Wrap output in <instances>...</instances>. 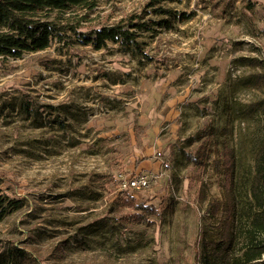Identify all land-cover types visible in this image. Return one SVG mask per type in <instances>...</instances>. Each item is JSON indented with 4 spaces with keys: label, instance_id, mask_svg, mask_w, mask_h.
Masks as SVG:
<instances>
[{
    "label": "rangeland",
    "instance_id": "374dc122",
    "mask_svg": "<svg viewBox=\"0 0 264 264\" xmlns=\"http://www.w3.org/2000/svg\"><path fill=\"white\" fill-rule=\"evenodd\" d=\"M145 2L103 1L92 23L139 13ZM161 4L193 16L152 39L140 36L151 61L139 62L113 42L98 51L59 50L53 42L41 53L0 59V190L25 200L0 221L4 263L22 261L7 253L12 243L26 247L31 264H201L195 242L201 247L221 237L228 214L221 166L212 160L227 142L237 177L246 181L264 132L259 111H245L263 92L244 80L264 60V0ZM29 99L35 107L79 102L87 120L79 113L68 118L64 132L58 123L37 127L39 117L30 123L19 111ZM209 126L211 156L205 166L194 165L186 155L200 143L187 138ZM47 138L36 155L17 151L28 148L23 141ZM140 157L143 168L146 159L157 160L159 177L145 189H120L117 173H132ZM212 197L224 202L213 216L205 209ZM235 239L238 253L244 239Z\"/></svg>",
    "mask_w": 264,
    "mask_h": 264
},
{
    "label": "trees",
    "instance_id": "16d2710c",
    "mask_svg": "<svg viewBox=\"0 0 264 264\" xmlns=\"http://www.w3.org/2000/svg\"><path fill=\"white\" fill-rule=\"evenodd\" d=\"M103 1L106 0H0V59L13 60L22 57L23 54L41 53L50 48L53 42H56L54 47L59 50L69 49L75 45H89L95 51L106 48L107 42H113L117 43L123 52L136 56L139 62L142 57L148 62L152 58L144 52L146 42L139 40L140 36L152 39L161 30L171 28L175 20L182 23L193 16L192 13L185 12L175 14L171 8L161 4L166 0H147L139 13H129L111 22L107 15L94 24L92 22L95 18L91 15L96 14L98 6ZM82 23L85 26H82ZM259 63L261 70L247 75L244 80L245 83L261 90L263 95L246 106L245 111L249 114L259 111L264 129V60H260ZM105 74L107 76V73ZM116 102L120 103L118 100ZM31 103L30 99L22 101L18 103L20 105L18 109L30 123L39 117L36 122L38 124L35 125L37 127L44 128L58 123L57 130L61 129L64 132L68 118L78 120L75 117L79 113L84 121L87 120V109L85 108L84 112V106L79 102L71 100L57 105L43 103L37 107ZM113 103L109 102L111 108ZM213 139V126L201 131L196 137L191 135L187 138L189 143H194V140L200 143L193 155L190 153L186 155L194 165L207 164L211 156ZM49 140L47 138L23 141L20 144L26 145L29 149L19 148L17 151H22L28 157L36 155L34 148L48 146ZM73 143L77 141H72L71 145ZM218 150V156L213 158L212 164L214 167L221 166L219 168L223 175L227 220L219 239H209L201 247L195 242L194 255L201 264H264V132L262 141L253 153L252 173L244 182L240 175L237 177V160L233 146L223 141ZM45 151L49 152V149ZM143 159V157L135 159V165ZM223 203L217 197H212L204 207L213 216ZM146 205L138 204L137 208L145 209ZM24 206V198L10 197L0 190V221L4 215L18 211ZM132 214L139 217L136 212ZM236 236L244 239L238 253L234 252ZM7 247V253L15 252L14 257L18 261L22 260L20 264L34 262L26 247H16L12 243H8ZM0 264L9 262L4 263L0 255Z\"/></svg>",
    "mask_w": 264,
    "mask_h": 264
},
{
    "label": "built area",
    "instance_id": "2783aa9c",
    "mask_svg": "<svg viewBox=\"0 0 264 264\" xmlns=\"http://www.w3.org/2000/svg\"><path fill=\"white\" fill-rule=\"evenodd\" d=\"M232 75L235 74L236 70L231 68ZM118 177V186L122 190L126 189H145L150 186L151 182L156 181L159 177L158 172L149 171L144 173H136V174H126L124 172L119 171L117 173Z\"/></svg>",
    "mask_w": 264,
    "mask_h": 264
},
{
    "label": "crops",
    "instance_id": "0c3cea01",
    "mask_svg": "<svg viewBox=\"0 0 264 264\" xmlns=\"http://www.w3.org/2000/svg\"><path fill=\"white\" fill-rule=\"evenodd\" d=\"M171 103V102H170ZM170 103H168V105L170 104ZM117 105H118V103L117 102H114L113 103V106H115V107H117ZM171 105H173V104H170L169 105V108L171 107ZM168 109V108H167ZM167 109H166V112H167ZM161 111H162V109H160V110H156V116H158L159 118H162V113H161ZM164 112V111H163ZM172 117H173V115H172ZM114 129H115V127H114ZM114 131V130H113ZM155 131V130H154ZM157 133V131H155V134ZM132 160H134V159H131V161ZM146 160H148L149 161V164H148V166L147 167H142L140 164L142 163V162H140L139 164H136L135 165V160H134V163H131L130 164V169H129V171H131V172H135V173H144V172H149V171H154V172H157V165H158V162H157V160H151V158H148V159H146Z\"/></svg>",
    "mask_w": 264,
    "mask_h": 264
}]
</instances>
